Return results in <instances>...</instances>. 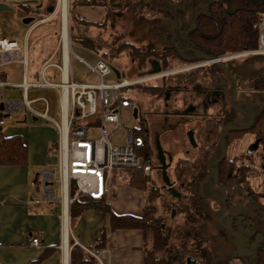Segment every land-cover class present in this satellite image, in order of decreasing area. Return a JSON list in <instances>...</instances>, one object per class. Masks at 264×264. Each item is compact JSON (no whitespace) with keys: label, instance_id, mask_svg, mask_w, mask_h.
<instances>
[{"label":"rangeland","instance_id":"1","mask_svg":"<svg viewBox=\"0 0 264 264\" xmlns=\"http://www.w3.org/2000/svg\"><path fill=\"white\" fill-rule=\"evenodd\" d=\"M7 1H12L9 4H11L13 10L0 12V26L5 35L10 37L8 39H14L16 36L24 38L28 25L23 22V18L28 13L23 6L18 4L26 3L28 0ZM97 1L110 2L113 0ZM204 1L207 0H136L138 2L136 5L125 9L119 15L115 12L111 13L104 20L97 21L101 27L92 29L93 32H98L102 35L100 37L105 40L104 43L113 47L112 50L108 47L104 48L111 55L107 60L117 65L121 69V73L127 78L145 77L160 73H151L154 68V60H146L142 63L139 59L134 58L130 52L131 50L113 53L116 50L114 48L118 47L122 42H131L138 46L140 50H147L151 47L159 54H165L164 58L155 60L159 61L161 69L163 64L168 66L165 72H161L167 75L147 80L143 84H162L168 94L164 93L162 97L145 96L141 100L140 96L142 97L143 93L137 86L135 90H138L136 93L134 90V93L137 94L135 99L138 100L137 104L140 108L139 117H134V107H128L123 109V127L116 128V126L108 124L109 130H114L111 136V141L114 145L128 143L130 130L136 129L144 137L147 134L144 131L145 128L150 131V146H152L154 151V158L157 159V162H154V170L158 175L156 179L155 177L153 179L148 178L150 188H152V185L156 187V184H159V186L163 185L160 179L161 164L159 163L165 162V165H167V176L169 181L173 183L176 182L174 167L177 161L183 157H192L191 155L194 153L188 140V131L196 128L198 121L193 120V116L186 115L187 113L185 112L192 105H195V107L197 105L198 109L196 111H202L201 106L204 95L195 89V85L199 84L201 88L205 87L208 83L206 72L210 70V65L214 63L217 66L219 63L202 59L195 61L184 60V57L193 59L196 52L187 46L180 32H183L186 29V25L192 20L194 4ZM220 1L229 10L244 7L259 11L263 16L261 25L263 24L264 28V0ZM68 2V9L70 10L71 0H68ZM50 3L55 7L54 11H56L51 17L52 21L50 23L46 21L47 23L39 25L34 31L30 43L34 47L31 52L35 51L37 54H41V58H46L51 48V52L56 49L57 43H54L53 40L58 35L60 38L61 33L60 0L37 1V4L44 9ZM28 5L31 9L36 8L33 3ZM46 14H48L46 10L31 13L35 17L34 22ZM258 26L257 24L254 25V27ZM168 50L170 52L167 54ZM173 50H179V54L183 57L173 56ZM257 53L259 52L256 50H246L228 54L224 56L226 57L225 59H221L225 65L232 64L238 71V74L236 73L233 78H230L232 82L226 76L229 80L228 84H231L230 86H233L232 83H234L233 97L225 84L221 86L223 95L219 102L222 103L224 108H229V106L234 104L236 110L234 120L228 121V128L241 129L249 125V121L252 120L253 108H257L259 111L260 106L264 104V92L255 91L253 89L255 81L251 79L254 76L264 78V56L256 58ZM75 54L84 56L90 62L94 61L83 48L73 44V52H71L70 59L72 79L78 82L98 83L100 78L85 64L81 63ZM52 62L60 63V53L52 58ZM41 63V61H38V63L31 62L30 71H38ZM21 70L22 66H20V69L16 68L12 80H22ZM45 78L50 81H60V70L54 66H49L46 70ZM118 78L116 73L110 74L104 78V82L114 83L117 82ZM189 79L191 80L189 81ZM34 92L35 95L47 98L51 107L50 115H54L60 120L59 94L57 91L42 90L36 92L34 90ZM40 104L42 106L45 105L42 101L34 105L38 107ZM209 112L214 113L217 111L212 108ZM145 117H147L146 120ZM32 118V114H29V123H36ZM162 119V122L167 119L169 123L175 124L178 121L176 128L172 131H169L170 129L167 131L165 129L166 122L157 124ZM47 121L49 120L47 119ZM52 124V122L49 123V125ZM163 130H165L166 134L176 135L181 142L178 139H174L171 146V143L162 139L161 132ZM221 137L223 138L222 142L217 147L218 149L215 148L217 152L225 154L223 156H226L228 161L233 162L232 175L241 173L243 176L240 182L241 187H244L242 193H236L237 185L230 186L220 180L217 167L219 162H214V160L216 157H220L221 154L217 153L215 149L210 161L211 168L202 182L199 184L191 183L186 189L181 188L177 184V190L182 196L181 198L174 197L171 193L157 197L158 192L156 191L151 196L150 205L156 206V217L163 219L165 222L164 231L168 233L169 245L178 249L181 254L195 255L198 259L196 264H227V260L234 261L239 257H244L247 261H244L246 264H257L248 260V258L251 256V259L254 257V260H256L255 253H252L254 248L263 245L262 249H264L263 148L260 144L259 149L253 155L248 153L249 146L255 141V135L252 133H246L242 138L229 141L227 131L224 130ZM216 154L219 155L216 156ZM125 181V178L121 180V182ZM193 194L197 199L201 198L206 214L211 215L210 219H207L205 214L195 210L191 205L189 198ZM238 202L246 205L247 208L249 207V210L243 209L242 212L240 209L236 210L235 204ZM173 210L176 213L171 219ZM220 238L224 239L221 247L219 246ZM205 250L209 251V254L203 253ZM244 258H239L240 262L237 264H244L241 261Z\"/></svg>","mask_w":264,"mask_h":264},{"label":"crops","instance_id":"2","mask_svg":"<svg viewBox=\"0 0 264 264\" xmlns=\"http://www.w3.org/2000/svg\"><path fill=\"white\" fill-rule=\"evenodd\" d=\"M0 1L6 2L7 4H9V2H12L7 0H0ZM26 3L30 4L31 2H26ZM33 4L36 5L35 9H38L39 10L38 12H43L44 10H46L47 13H49V15L46 14L42 16L36 22L32 21L30 23H25L23 21L25 24L28 25L25 31L26 36L24 38L20 36L15 37V38L19 37L21 40L24 41V43H26L27 56H28L27 63L24 64L22 62H14L0 66V82L4 83L3 87L0 86V91L3 90L4 96L8 99H15V100L23 99L24 89L21 86V84L23 83L25 76L29 82L38 81L39 79L42 78V72L46 62H49L48 63L49 66H54L60 70V81H50L45 78L46 70L49 67V66L47 67V65H46V70L44 69L45 80L55 84L60 83L62 80V75H63L62 70L59 67H57V65L62 66L63 64L65 66L64 45L62 42L61 33H60V38L59 35L58 37L57 36L54 37L53 41L54 43H57V47L56 49H54L53 52H51L52 49L51 48L48 51L46 58L45 57L41 58V54H37L35 51L31 52V49L34 50V47L33 44H30L32 41V35L36 30V28L43 23H47V22L50 23V21H52L51 17L56 12L54 11L55 7L53 6V8L47 9L46 6V8L44 9L40 5H38L37 2ZM9 5L11 6V4ZM68 7H69V2H68ZM74 10L76 11L77 15L80 18L94 22L104 20L108 15L106 7L100 5L77 6L74 8ZM26 16H33V15L27 14ZM70 24L71 23L69 18L68 28H69L70 49H68V66H69L68 74H70V76L72 77L70 59H71V52H73V42L71 39ZM61 29H62V20H61ZM0 30L3 31L1 26H0ZM3 33L5 37L10 38L7 35H5L4 31ZM91 33L93 38L98 37L102 39L100 37L102 35H100L98 32H93L92 30ZM104 41L105 40L102 39L101 43L105 48V46H107L108 44L104 43ZM80 47L83 48V50H85L94 59V61L90 62L84 56L75 54L78 60L79 58H83L87 63L94 64L99 59L104 58L102 52L105 49L103 50L99 49V51H101L99 52L87 47H82V46ZM58 53H60V63L52 62V58L56 56ZM38 61L42 62L39 70L31 72L30 71L31 62L38 63ZM79 61L88 67V65L83 61L81 60ZM111 63L113 64V62ZM19 65L22 66V70H21L22 80L21 81L12 80V76L16 72V68L20 69ZM113 65L115 68H118L121 73V69L115 64ZM161 72H165V71H161ZM160 75L165 76L167 74L160 73ZM80 83L96 84V82H80ZM34 90L36 92L42 90L57 91V93L59 94L60 118H62L63 116L62 113L63 102H62L61 92L59 89L50 86L29 87L26 93V97L28 101H31V108L34 109V111L26 106L21 112L13 114L12 118L6 120L2 124L3 129L0 132H2L6 137L21 135L24 138V141L27 145L29 167L23 165H0V264H29L31 262H35L38 259H40L42 255H45L47 253V250H50V253L44 260H42L38 264H66V261L68 264H71V250L75 244H77L80 247H83L84 249L85 248L95 249V250L101 249L103 251L101 256L104 264H145L146 254H147L146 252L147 241L145 239V233L143 230L139 228H122V229L113 230L111 226L112 224L111 215L102 210H98L95 206H93V204H87L85 206L78 205V207L76 205L74 207V211H76L78 215L75 216L74 223L71 224L70 213L67 212L68 217L66 218L65 216L66 211H64L63 213L61 204L58 206L52 203L51 204L45 203L38 205L34 201L32 190H33V185L36 184L37 182L38 171L41 170L43 167L53 166L56 163L57 157L55 150L54 149L52 150V147L53 144L57 141V137H58V131L56 127L53 124L49 125L50 122L47 121V119L45 120V117L41 116L39 113H43L44 111H47L50 117L56 120L58 119L56 118V116L50 115L51 107L47 98L44 96L35 95ZM137 90H135V93ZM135 93L133 92V94L131 95V99H133V101L135 102V105L131 107H134V109L136 107L138 108L137 117H135L133 111L134 117L138 118L140 108L138 107L137 104L138 100L135 99V97H137V94ZM165 94L166 95L168 94L167 90ZM143 97L145 98V95L142 94V97L140 96L141 100ZM40 101L44 102L45 105L42 106L40 104V106L36 107L34 104ZM147 104L148 106H150L149 103ZM29 114H32L33 117L32 119L36 123H31V124L29 123ZM146 119L147 117H145V120ZM192 119L198 121V126L193 130L188 131V140L192 149L194 150V153L191 155L192 157H183L180 159L193 160L200 153L201 148L199 150V147L206 149L205 146H202V142L200 138V130L204 128L202 124L206 122V119L203 120L201 118H196V117H193ZM162 121L163 119L161 121H158L157 124L166 122V126L169 125L167 119L166 121L164 119V122ZM176 123H178V121H176ZM133 131L135 134H137L136 129ZM190 132L194 133L196 145L192 142ZM148 135L150 138V131L148 132ZM176 139L178 138L176 137ZM217 153L222 155V152H217ZM151 159L154 162H157V159L154 158L153 149H152ZM160 172H161L160 179L163 185L159 186V184H156L157 185L156 187H161V189H163L164 194L171 193L174 197L181 198L182 196L177 190V184H179L177 178L175 177L176 182H173L171 186H167L164 180L163 170L161 169ZM144 175L146 174L144 173ZM150 176L151 179H153L154 177L155 179L158 178V175L155 173L154 168ZM149 196L150 195L148 190L131 186L128 184L126 180L125 182H120L115 187L113 186L111 188V191L105 197V201L110 206L112 212L118 215H132V216L140 217L143 216L145 207L149 203V198H150ZM96 203H99V201H97ZM83 207L85 209L81 213H79V210H81V208ZM218 226L220 227V225ZM65 230L67 231L66 239H65ZM35 237L39 239V245L37 246L31 243L32 239ZM223 240L224 239L222 238L219 239L220 245L219 244L218 245L220 247L223 244ZM65 245L67 248L68 258L66 257L65 254ZM239 258H244V257H239ZM238 259L234 261L227 260L228 261L227 264L228 263L237 264L240 262V260ZM252 259L251 256H249L248 260L252 261ZM241 261L244 264H246L244 262L246 261L245 258L241 259Z\"/></svg>","mask_w":264,"mask_h":264},{"label":"trees","instance_id":"3","mask_svg":"<svg viewBox=\"0 0 264 264\" xmlns=\"http://www.w3.org/2000/svg\"><path fill=\"white\" fill-rule=\"evenodd\" d=\"M136 0H113L110 2H99L97 0H71V9L69 13L70 18V32L73 44L87 47L99 51L104 49L101 40L96 37L93 38L90 31L93 28L101 27L98 22L85 20L80 18L74 10L77 6H105L108 12L107 17L111 13L121 14L125 9L136 5ZM29 3L20 4L23 6L28 14L38 12V9H31ZM33 11V12H32ZM49 15V13L47 14ZM263 16L259 11H253L249 8L239 7L234 10L227 9L220 0H207L204 2L196 3L192 10V20L186 25V29L180 32L183 35V40L187 46L193 49L195 53L193 59L184 57V60H207L210 58H219L228 54L237 53L246 50H259L260 44V28L254 27L255 24L259 25ZM179 32V31H177ZM110 50L113 47L107 45L105 48ZM113 53H121L127 50H131V54L135 59H139L144 63L146 60H155L157 58H164L165 54H159L158 52L149 47L147 50H140L138 46L131 42H122ZM173 49V48H170ZM101 52V51H99ZM170 50L166 53L168 54ZM174 55L183 57L179 54V50H173ZM263 54V55H262ZM104 58L109 59L111 56L107 50L102 52ZM264 56V53H257V57ZM161 62V60H160ZM251 63V62H250ZM117 66V65H116ZM231 67V66H230ZM168 66L163 64L162 71H166ZM234 71V69L231 67ZM212 72L220 70L219 65H210ZM214 74V73H213ZM142 76V75H141ZM138 77V76H137ZM163 77V76H162ZM255 81L253 89L258 91H264V78L261 76H254L251 78ZM191 79H189L190 81ZM140 90L145 96L150 97H162L166 93L164 85H150L140 84ZM4 93L0 91V95ZM264 109H260L253 123L248 129H231L228 134L229 141L233 139L242 138L246 133H252L256 138L260 139L262 143L263 153L262 160L264 165ZM146 137H144V145L138 149V153L141 156L143 166L151 165L155 168L154 161L151 159L152 148L149 142V130L145 128ZM136 133L140 135L137 131ZM200 138L202 146L209 145L210 148H201L199 155L195 159H179L174 167L175 175L179 181L181 188H188L191 183L199 184L205 176L209 173L211 168L210 161L214 155V151L217 148V142L219 139L217 126L212 125L209 128H202L200 130ZM216 147V148H215ZM57 151V142L53 144L52 150ZM214 152V153H213ZM233 161V160H232ZM0 165H23L29 167L27 145L24 138L21 135H14L6 137L0 132ZM143 166L132 167L125 169L123 174L129 185L135 186L140 189L149 191V203L145 207L143 216L137 217L132 215H118L112 212L110 206L106 203L105 198L101 200H91L86 195H79L70 207L71 224L74 223L76 211L74 207L77 205L93 204L98 210H102L111 215V226L113 230L122 228H139L144 231L146 239V263L145 264H186V258L188 255L179 253L178 249L169 245L168 233L164 231L165 222L161 218L156 217V206L151 204V196L154 192H158L157 197L164 196L163 189L161 187L149 186V180L143 172ZM218 174L220 180L230 186L240 184L243 176L241 173L232 175L233 162L228 161L226 157L219 162ZM40 171V170H39ZM238 177V178H237ZM236 183V184H235ZM189 200L195 210L206 215L207 219L211 218V215L206 214V209L201 198L197 199L196 196L191 195ZM99 201V203H96ZM60 205V200L52 203ZM40 205V204H38ZM85 208H81V213ZM173 219V215L171 217ZM50 250H47L45 255H42L40 259L29 264H38L44 260ZM203 253L209 254V251H203ZM259 256V264H264V249L260 250L257 254ZM196 257L195 255H192ZM71 264H98L96 259L87 252L83 247L75 244L71 250Z\"/></svg>","mask_w":264,"mask_h":264},{"label":"built area","instance_id":"4","mask_svg":"<svg viewBox=\"0 0 264 264\" xmlns=\"http://www.w3.org/2000/svg\"><path fill=\"white\" fill-rule=\"evenodd\" d=\"M262 25L260 23L258 26L261 30V48L256 51L259 53H264V28ZM27 57L26 43L19 37L10 40L0 30V66L14 62L25 64ZM79 60L86 63L91 71L100 78L98 83L76 82L70 74L65 79L64 64L57 65L63 74L61 82L57 84L48 82L44 78V69L46 70V65L49 66V62H46L41 79L29 82L25 76L21 84L24 89L23 99H8L4 93L0 95V124H3L26 106L32 109L31 101H28L26 97L29 87L50 86L60 90L63 102L62 118L56 120L50 117L47 111L39 113L52 122L58 131L56 163L38 171L37 182L33 185L32 193L37 204H51L59 198L63 213L65 192L68 196L69 210L79 195H86L91 200H101L107 196L113 186L115 187L121 182L125 169L143 166L138 149L144 145V138L130 130L128 143L114 145L111 141L113 130H109L108 124H112L116 128L123 127V109L135 105L131 95L136 87L147 80L162 76L156 74L127 78L122 75L117 79V82L105 83L104 78L115 73L114 65L110 61L102 58L96 63L90 64L83 58H79ZM0 86L3 87L4 83L0 82ZM65 96H67L66 106L64 105ZM2 104L3 109L1 108ZM32 110L34 111V109ZM143 170L151 179L152 166L145 165ZM31 243L37 246L39 239L35 237ZM85 249L96 259L98 264H104L101 249Z\"/></svg>","mask_w":264,"mask_h":264},{"label":"flooded vegetation","instance_id":"5","mask_svg":"<svg viewBox=\"0 0 264 264\" xmlns=\"http://www.w3.org/2000/svg\"><path fill=\"white\" fill-rule=\"evenodd\" d=\"M51 8H53V5L52 4H48L47 5V9H51ZM222 57H220V60L226 58L224 56H222ZM216 59H218V58H216ZM225 66L226 67H223L222 65L219 64V67H220L219 71L212 72L211 70H208L206 72L208 83H207V85L205 87L201 88L199 84L195 85V89L199 90V92H202L203 95H204L203 96L204 98L202 100V106H201L202 107V111L201 112L196 111L198 109L197 105H196V107H195V105L194 106L192 105V106L188 107V109L185 112V113H187L186 115L193 116V117H196V118H201L203 120L206 119V122L202 124L204 129L209 128L212 125H216L217 126L219 139H218L216 147H218L219 143H221L222 140H223V138L221 137L222 131L226 130L227 131V136H228V134L231 131V129H235V128H228V124H229L228 121H230L232 119L234 120V115H235V111H236L234 104L229 106V108H224L222 103L219 102V100L221 101V99H222L223 90L221 89V86H224L223 84H225V86L229 89V92H231V96L233 97V94H234L233 90H234L235 86H234V83H232L233 86H230L231 84L229 85L228 81L230 80L232 82V80L230 78H233V76L236 75V73L238 71H237V69L234 66H232V64L225 65ZM230 66L234 69V71L231 69ZM226 76H228L229 80L226 78ZM225 79H227V80H225ZM219 83H221V84H219ZM217 84H219L220 86L219 85L217 86ZM226 87H225V89H227ZM221 90H222V92H221ZM255 91H258V90H255ZM260 92H264V91H260ZM212 108H215V111H217V112L210 113L209 110H211ZM262 108L264 109V104H262L260 106L259 110L262 109ZM257 112H258L257 108L256 109L253 108V114H251L252 115V120L249 121L250 124L247 125V126H244V128H241V129H248L250 127V125L254 121V118L256 117ZM176 125H177V123L176 124L175 123H169V125L166 126L165 129L167 131H168V129H170L169 131H172L173 129L176 128ZM161 134H162V139H164L168 143H171L170 145L172 146V142H173L174 139H176V135L169 134V133L166 134L165 130H163ZM257 139L258 138L255 137L254 140L256 141ZM260 144L262 145L261 141H260ZM205 147L207 149L210 148L209 145H205ZM200 148H202V147H199V150H200ZM223 155H225V154H222L220 157H216L217 156L216 155L215 156L216 158L214 157L215 158L214 162H221L224 159V157H226V156H223ZM243 190H244V187L243 188L241 187V183L238 184L237 185V189H236V193H242ZM235 207H236V210L240 209L241 212H242L243 209L249 210V207L247 208L246 205H243L240 202L236 203ZM175 213H176L175 210H173L172 215L174 216ZM262 248H263V245L262 246H258V247L254 248L252 250V253L253 254L255 253V256H256V258H255L256 260H254V257H253L252 262L254 261L257 264H259V262H258L259 256L257 254L259 253L260 250H263Z\"/></svg>","mask_w":264,"mask_h":264},{"label":"water","instance_id":"6","mask_svg":"<svg viewBox=\"0 0 264 264\" xmlns=\"http://www.w3.org/2000/svg\"><path fill=\"white\" fill-rule=\"evenodd\" d=\"M28 2H31V3H36L37 0H28ZM5 10H13V8L7 4L6 2H3V1H0V11H5ZM35 17L34 16H26L23 21L25 23H30L32 21H34ZM206 58L210 61V62H214L216 61L217 63H219L220 65H222L223 67H226L225 64L219 60V59H216V58H210V57H207ZM153 69L151 70V73H161L162 69H161V66L159 64V61L158 60H154L153 61ZM114 70L115 72L118 74V76H121L122 74L120 73L119 69L118 68H115L114 67ZM1 108L3 109V104L1 106ZM134 115L135 117L138 116V108L136 107L134 109ZM3 129V126L2 124H0V131H2ZM190 136H191V139H192V142L196 145V140H195V137H194V133L193 132H190ZM259 146H260V139H257L254 143H252L249 148H248V153L249 154H253L255 153L258 149H259ZM161 169L163 170V173H164V180L166 182V185L167 186H171L172 183L169 181V178L167 176V165H165V162L163 161L161 163ZM172 189V188H171ZM197 263V258L193 257V256H188L187 259H186V264H196Z\"/></svg>","mask_w":264,"mask_h":264},{"label":"bare ground","instance_id":"7","mask_svg":"<svg viewBox=\"0 0 264 264\" xmlns=\"http://www.w3.org/2000/svg\"><path fill=\"white\" fill-rule=\"evenodd\" d=\"M60 5H61V16H62V29H61V36H62V42L64 45V62H65V68H64V78L67 79L68 77V71H69V66H68V49H69V30H68V0H60ZM66 56V57H65ZM66 92V90H65ZM66 95V93H65ZM64 105H67V96H65V102ZM66 112V111H65ZM66 117V115H65ZM64 211L66 218L68 217V196L67 193L65 192L64 196ZM67 223V222H66ZM67 236V231L65 230V239ZM65 254L67 256V248L65 245ZM66 264L67 261H66Z\"/></svg>","mask_w":264,"mask_h":264}]
</instances>
